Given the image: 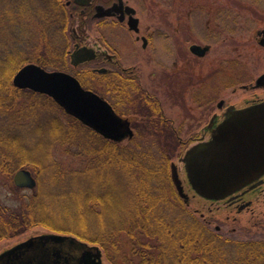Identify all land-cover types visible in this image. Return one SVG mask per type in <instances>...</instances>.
<instances>
[{
	"label": "trees",
	"instance_id": "trees-1",
	"mask_svg": "<svg viewBox=\"0 0 264 264\" xmlns=\"http://www.w3.org/2000/svg\"><path fill=\"white\" fill-rule=\"evenodd\" d=\"M43 1L56 4L0 0V240L41 226L98 244L111 264H264L263 241L245 242L251 245L241 246V251L222 246L238 242L222 239L184 207L168 177L170 158L157 164L139 144L124 147L102 138L48 95L12 84L14 73L27 62L66 68V46L57 50L48 45L50 55H58L44 61L35 53L40 45L31 44L35 37L43 42L42 25H50L48 16L43 19ZM54 7L59 14L55 30L65 37L67 11ZM137 84L133 87L143 99L141 121L167 124L153 120L161 117V109ZM22 96L40 98L64 115L44 116L42 129H37L40 136L30 143L19 134L26 122L19 119ZM35 108L29 109L30 121L42 116ZM169 138L179 146L178 156L194 140ZM152 144L160 149L170 145ZM19 168L29 169L36 179L30 192L13 183Z\"/></svg>",
	"mask_w": 264,
	"mask_h": 264
},
{
	"label": "rangeland",
	"instance_id": "rangeland-1",
	"mask_svg": "<svg viewBox=\"0 0 264 264\" xmlns=\"http://www.w3.org/2000/svg\"><path fill=\"white\" fill-rule=\"evenodd\" d=\"M126 1L136 8L137 16L143 28L149 26L150 29L158 30V37L155 36L154 40L156 46L159 47L158 52L161 60L159 62L163 66L158 69L156 62L151 60L152 53L149 51L143 52L142 58L137 63L141 73L140 84L149 93L159 97L164 114L173 120L172 125L180 141H188L193 136L198 135L201 127L207 123L209 111H214L216 100L220 97L231 102L236 99L241 100L245 93L239 88V84L247 83L250 79L253 81L256 76L264 72V46L259 43L260 39L264 38V0ZM55 2L56 4H48L43 1V12H45L42 14L43 19L48 16L50 25H42L43 42L41 41L40 43L38 37L32 39L33 42H31V44L40 45L35 53L43 56L44 61H48L50 58L54 59L58 55H50L47 49L48 45L54 46L57 50L66 46L65 56H67V50L70 49L68 31H66L64 37V35L55 30V24L58 23L56 22L57 15L59 14L56 15L54 6H57L59 10L63 7L62 4H59V0ZM45 20L44 23L47 21ZM114 30L117 34L116 40L119 39V36H122L123 40L128 44L131 39L130 36L121 28L111 29V33ZM108 32L109 28L93 26L91 29V34L94 35L107 34ZM110 39L115 43L113 34ZM193 44L209 45L207 54L200 58V56L191 53L190 45ZM57 50L55 52H58ZM122 52V60L125 65L131 64L132 62L126 59L128 57H125V55L127 56L126 51L123 50ZM172 60L176 63L174 66L175 72L173 73L174 83L169 85L165 79V75L168 73H161V71L165 67L172 69L173 67H170ZM68 66L67 62L66 68L64 67L60 70L75 76V72L69 69ZM45 68L46 70L55 69L51 65H46ZM216 69H218V72L219 70L225 71L226 74H217L213 80V77H215L213 73ZM206 72L207 75L205 77L204 73ZM156 73H160V75H156ZM235 75L239 76L235 81L232 78L226 79ZM96 76L97 78L95 79L89 76L83 77L81 83L97 92L108 102H111L122 113V116L127 117L131 122L132 137L124 139L120 144L124 147H135L136 144H139L140 149L147 151L154 157L157 164H160L165 159L164 157L170 158V162L172 161L176 164L178 176L184 185V191L190 197L191 206L186 209L204 223L200 213L202 212L206 216L211 214L207 208L210 206L215 208L217 203L210 205V203L204 202L205 200L203 199V201L196 196L190 186H188L183 163L177 159L180 152L179 146L174 145V141L169 138L172 135L170 133V124L154 122L152 126L150 123L141 121L142 114H144L141 100L134 97L132 99L133 102H123L118 94H112L107 90L108 86L103 77L104 75ZM203 78L204 81H202ZM203 82L206 84H203ZM234 87L236 88L235 94L232 91ZM19 100L22 103L21 107L24 108V113L19 119L26 121L21 124L19 134L26 143H30L40 136L37 133V129L39 127L42 129L44 116L64 117L60 108L55 105H47L40 98L22 96V99ZM31 105L36 107L35 109L42 116L33 117L30 121L29 109ZM208 107L209 110L203 116V111ZM152 143L158 145L165 143L163 145L170 144L171 146H165L160 149ZM167 173L169 177V167L167 168ZM163 180H165V184L168 183L166 185L168 186L169 181L167 178L164 177ZM31 190L30 188L22 189L23 192H30ZM194 209H197L196 213H194ZM262 211H264V208H262ZM167 213L174 215L177 212L175 210H167ZM226 214L214 211L215 220L209 225L204 224L209 230L221 235L222 239H231L238 243L264 242V221L262 224H253L248 222L243 216L240 219L232 220L233 215L230 214L229 219H226L224 216ZM261 216L264 217V214L262 213ZM254 219L256 222L258 221L257 216ZM216 226H220L218 231L215 230ZM44 232L54 231L38 226L21 233V235L2 239L0 240V253L30 236ZM234 248L241 251V247ZM101 252L102 264H111L103 249ZM229 253L232 255L236 254L234 251H229L226 254ZM117 261L122 262V259L118 258Z\"/></svg>",
	"mask_w": 264,
	"mask_h": 264
},
{
	"label": "water",
	"instance_id": "water-1",
	"mask_svg": "<svg viewBox=\"0 0 264 264\" xmlns=\"http://www.w3.org/2000/svg\"><path fill=\"white\" fill-rule=\"evenodd\" d=\"M259 43L264 46L263 37ZM190 50L202 56L206 47L193 44ZM92 53L93 50L84 47L75 49L69 55L71 63H81L92 57ZM12 79L17 88L50 96L66 113L103 138L121 141L132 136L130 121L119 116L103 97L83 88L68 72L46 70L28 62L18 68ZM205 128L204 136L191 143L178 159L183 163L188 186L196 196L219 201L263 185L264 100L242 107L229 106L220 121L214 124L210 121ZM178 175L176 164L171 162L172 183L179 197L189 203L190 197ZM13 182L17 187L26 188L36 184L26 168L15 171ZM0 264H102V259L95 244L83 243L69 235L42 233L3 250Z\"/></svg>",
	"mask_w": 264,
	"mask_h": 264
},
{
	"label": "flooded vegetation",
	"instance_id": "flooded-vegetation-1",
	"mask_svg": "<svg viewBox=\"0 0 264 264\" xmlns=\"http://www.w3.org/2000/svg\"><path fill=\"white\" fill-rule=\"evenodd\" d=\"M59 1V4L63 5L64 9H66L68 14L67 31L70 37V49L67 50V58L69 65L68 68L75 72V76L77 77V79L82 82L83 77L86 76L95 79L97 78L96 75H104L103 77L107 82V90H109V92H111L112 94H118L121 100H123V102H133L132 99L135 97V99L141 100L142 103V97H140V94H138L137 91L134 89L137 84L136 81H138L137 85H139L140 89L144 91V94L147 97L155 99L157 101L156 104H158L161 109V117L156 116L155 118H153V120L159 121V119H161L165 123L170 124V133L179 138L176 133V130L173 128V120L167 117L166 114H164L165 112L159 97L155 94L149 93V91L140 84L141 73L140 67L137 63L138 60L142 58L143 52L146 53L149 51L152 53V58L151 56L150 58L153 62H156V67L158 69L163 66V64L159 62L161 61L158 52L159 47L156 46V42L154 40L155 36L158 37V30L150 29L149 26L143 28V26H141L140 24V19L137 16L136 8L126 0ZM134 18L136 19V21L134 20ZM93 26L109 28V32L107 34H91V29ZM114 28H121L130 36L131 39L130 41H128V44L123 40L122 36H119V39L116 40L117 34L115 30L113 31V33H111V29ZM112 34L115 43L112 42L110 39V36ZM80 47L93 50V53L91 54L92 57L74 65L70 63L71 58L69 55L75 49H79ZM202 47H206V51L204 55L200 56V58L205 56L207 54V51L209 50V45ZM123 50L126 51L127 56L125 55V57H128L126 59L132 62L129 65H125L122 60ZM170 55L172 56L171 53ZM175 65V61L172 60L170 67L172 66L173 68L171 69L169 67H165L164 70L161 71V73H168L167 75H165V79L169 85L174 83L173 73L175 72ZM157 74L158 73H156V75ZM217 74L223 75L226 73L225 71L220 70L218 72V69H216L213 73V75L215 76L213 77V80L216 78ZM158 75H160V73ZM206 75L207 72L204 73L205 77ZM238 77L239 76L235 75L232 77H227L226 79L228 80L232 78V80L235 81ZM202 81H204V78ZM203 84L206 83L203 82ZM239 88H241V90H243V92L245 93L242 99H236L235 101L231 102L227 101L225 98L220 97L218 100H216L214 111H209L210 113L208 115L207 123L201 127L198 135L192 137L193 139H199L200 137L204 136V132L206 131L205 127L210 121H212L213 124L214 122L216 123L217 121H220L227 107H242L251 103L264 100V72L256 76L253 81L252 79H250V81H248L247 83L239 84ZM232 91L233 94H235L236 88L234 87ZM110 104L112 103L110 102ZM207 110H209V107L206 108L205 111H203V116L206 115ZM263 186L264 183L263 185L254 187L253 189H249L247 191H239V193L228 196L219 201H204L202 199L204 202L210 203V205L217 203V207H208L207 210L211 214L206 216L201 212L200 217L204 219V223L209 225L213 220H215L214 217L216 215H214V211H217L218 213H227L226 215H224L226 219H229L230 214H232V220L240 219L243 216V218H246L247 221L250 223L262 224L264 221V217L261 216L262 213L264 214V211H262V208H264ZM180 200L182 201L185 208L191 206L190 202L185 203L182 198H180ZM196 212L197 209H194V213ZM256 216L258 219L257 222L254 219ZM219 228L220 226H216L215 230L218 231ZM250 245V243L222 244V246H245V248H249Z\"/></svg>",
	"mask_w": 264,
	"mask_h": 264
}]
</instances>
